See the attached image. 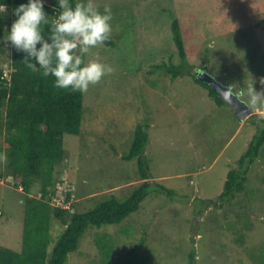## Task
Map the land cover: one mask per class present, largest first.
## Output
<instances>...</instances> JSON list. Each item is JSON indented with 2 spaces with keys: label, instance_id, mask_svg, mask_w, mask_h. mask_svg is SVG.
I'll use <instances>...</instances> for the list:
<instances>
[{
  "label": "rangeland",
  "instance_id": "1",
  "mask_svg": "<svg viewBox=\"0 0 264 264\" xmlns=\"http://www.w3.org/2000/svg\"><path fill=\"white\" fill-rule=\"evenodd\" d=\"M100 1L99 7L124 3L128 10L121 12L133 20L136 5L153 8L159 0H135L139 4H133L134 0ZM164 4H172L177 18L193 35L188 59L195 64L192 73L201 76L208 73V67L210 75L250 106L247 91L252 85L256 91L264 90L260 82L264 79V0H167ZM120 25L124 28L118 22L116 35H120ZM131 34L134 37L136 33ZM133 37L126 33L124 39H133L137 45L139 41ZM208 37V44L203 43ZM157 42L163 46L157 56L152 40L137 46L150 54L139 51L138 59L136 47L123 41L125 47H97L88 53L111 65L113 71L109 79L105 75L89 86L81 135L64 136L67 158L62 177L75 184L81 197L92 195L78 199L79 212L100 204L110 189L124 200L139 182V172L136 160L123 161L121 157L130 150L136 126L147 124L149 142L143 154L153 176L151 181L174 195L159 194L152 186L155 190L124 222L90 229L68 263L92 264V259L103 253L98 246L106 242L120 257L132 258L129 250L145 238L150 253L140 258L150 264H186L183 253L192 247L196 249L197 264H249L248 257L240 263L243 255L236 242L237 231L245 232L251 246L261 244V251L255 246L252 249L264 259V146L248 174V195L242 193L237 198L241 199L239 205L224 210L208 204L222 193L228 172L237 169L238 160L262 124L260 110L264 107L256 106L246 120L238 121L228 104L216 107L204 91L193 85L191 77L174 82L161 70L151 73L150 65L160 56L167 59L175 50L170 38L165 43ZM207 45L211 58L204 66L202 53ZM76 51L79 54V49ZM14 183L12 177L0 181V246L18 249L25 194ZM31 195L41 197L37 189ZM244 223L249 227L244 229Z\"/></svg>",
  "mask_w": 264,
  "mask_h": 264
},
{
  "label": "trees",
  "instance_id": "2",
  "mask_svg": "<svg viewBox=\"0 0 264 264\" xmlns=\"http://www.w3.org/2000/svg\"><path fill=\"white\" fill-rule=\"evenodd\" d=\"M166 1H157L153 4V8L150 5L142 7L136 5L137 10H133L134 21L131 16L127 18L123 11L121 12V9L128 10L124 3L109 6L113 13L112 33L110 39L101 47L119 49L121 45L125 47L126 44H122L123 41L127 43V46L136 47L138 53L135 57L138 59L139 51L145 50L143 47L137 48L142 42L152 40L156 49L151 47L157 56L159 47H163L157 41L165 43L170 38L175 47L174 52L168 54L167 59L160 56L159 61L150 65L153 67L151 73L161 70L174 82L191 77L193 85L204 91L216 107L224 108L227 103L213 87L192 73L191 70L195 64H190L188 59L192 49L189 41L193 35L188 26L177 18L172 4L166 7L164 4ZM26 2L27 0H0V5L6 6L5 12L0 13V37L4 36L16 19L12 10ZM133 2V4H139L135 0ZM92 3L103 11L105 6L99 7L100 0H92ZM55 7H57L56 0H46L44 8L49 15L54 14ZM120 21L124 28L120 25L121 31L118 33L120 35H116L115 27ZM132 31L136 33L134 37L139 41L137 45L133 39L132 42L124 39L126 33L133 37ZM45 34H47V28H45ZM158 35L161 38H158ZM209 40L208 37L202 42L208 44ZM210 51L207 45L205 52L202 53L204 66L208 65L211 58ZM195 52L198 53L199 50L196 48ZM143 54L150 55L148 51H144ZM24 55L10 43L0 39V181L12 177L15 180L13 186L18 189L22 187V192L25 194L23 229L19 247L11 249L0 246V264H69V258L78 253L80 242L90 229H100L106 225L124 222L140 209L141 203L151 191L155 190L151 189L152 186L157 187L159 194L173 196L174 192L155 180L151 181L153 176L149 173L143 154L149 142L147 124H138L130 150L121 159L137 161L139 182L124 200L113 192L115 189H110L107 197L100 204L87 211L85 209V212H79L78 209L81 206L78 199H87L92 195L81 197L75 184L65 176L62 177V165L67 158L64 136L81 135L84 106L89 105V97L86 96L88 90L81 93L54 87L52 76L44 77L41 74L42 70H30L25 66ZM195 57L197 58L196 55ZM84 59L85 62L92 60L93 54H86ZM134 60L138 61L135 58ZM100 62L104 63L101 60ZM207 72L211 74L208 67ZM108 75L110 76L107 74L105 78ZM109 76L107 79L110 78ZM249 107L253 111L257 109L252 105ZM260 112H262L260 114L262 124L258 126L246 152L238 160L237 169H231L228 172L222 193L216 200H209L208 204L226 210L230 205H239L238 201L241 199L237 198L240 194L248 195L246 188L248 174L251 166L261 157L264 146V108H261ZM62 186L66 187L62 189ZM34 189L40 191L41 197L31 195ZM59 192L61 194L58 196ZM56 197L64 199L65 204L70 205L69 208L53 203ZM225 204L228 206L225 207ZM232 211L235 214L238 213L233 209ZM201 212L200 210V214ZM238 217H242L241 214H238ZM56 223L63 229L60 230ZM248 227V224L244 223L243 228ZM236 235L239 251L242 250L243 255L240 263L246 262L245 259L248 257L249 264H264V259L256 256L258 251L252 249L255 245L251 246V241L247 239L245 232L237 231ZM98 247L104 249L103 253L99 258L92 259V264H150L148 260L140 258L150 253L146 247L145 238L129 250L128 256L132 255V258L120 257L118 251L115 252L109 242ZM255 247H259L261 251V244ZM183 254L187 257L186 264H197V253L194 247ZM233 263L235 261H232Z\"/></svg>",
  "mask_w": 264,
  "mask_h": 264
},
{
  "label": "clouds",
  "instance_id": "3",
  "mask_svg": "<svg viewBox=\"0 0 264 264\" xmlns=\"http://www.w3.org/2000/svg\"><path fill=\"white\" fill-rule=\"evenodd\" d=\"M45 3L27 0L19 4L12 10L16 19L0 39L25 54L23 63L28 69H40L44 77L52 76L54 87L86 92L113 71L111 65L98 59H84L110 39L112 10L105 6L101 11L92 0H56L54 14L49 15ZM5 10L6 6L0 5V13ZM260 82L264 84V79ZM247 94L253 107H264V90L256 91L252 85Z\"/></svg>",
  "mask_w": 264,
  "mask_h": 264
},
{
  "label": "water",
  "instance_id": "4",
  "mask_svg": "<svg viewBox=\"0 0 264 264\" xmlns=\"http://www.w3.org/2000/svg\"><path fill=\"white\" fill-rule=\"evenodd\" d=\"M198 77L213 87L219 96L233 109L234 116L239 121H243L249 114L253 113L248 104L240 99L239 95L234 94L230 87L223 85L212 75L204 73Z\"/></svg>",
  "mask_w": 264,
  "mask_h": 264
},
{
  "label": "built area",
  "instance_id": "5",
  "mask_svg": "<svg viewBox=\"0 0 264 264\" xmlns=\"http://www.w3.org/2000/svg\"><path fill=\"white\" fill-rule=\"evenodd\" d=\"M61 187V186H60ZM64 187H66V186H62V189L64 188ZM61 189V188H60ZM61 193L59 192L58 193V196L60 195ZM53 203H55L56 205H58V206H63L64 208H69V204L68 205H66L65 204V201H64V199H59V198H55L54 200H53Z\"/></svg>",
  "mask_w": 264,
  "mask_h": 264
}]
</instances>
